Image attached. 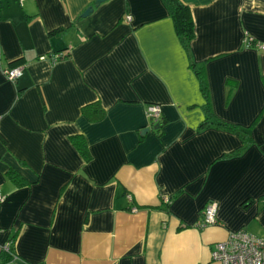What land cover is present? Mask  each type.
I'll return each instance as SVG.
<instances>
[{
    "label": "crops",
    "instance_id": "1",
    "mask_svg": "<svg viewBox=\"0 0 264 264\" xmlns=\"http://www.w3.org/2000/svg\"><path fill=\"white\" fill-rule=\"evenodd\" d=\"M179 1L187 51L162 0L1 1L0 248L16 236L0 264H219L231 232L264 239V0ZM96 102L92 122L81 110ZM208 203L217 223L200 229Z\"/></svg>",
    "mask_w": 264,
    "mask_h": 264
},
{
    "label": "built area",
    "instance_id": "2",
    "mask_svg": "<svg viewBox=\"0 0 264 264\" xmlns=\"http://www.w3.org/2000/svg\"><path fill=\"white\" fill-rule=\"evenodd\" d=\"M130 20V18H127ZM244 46L249 48L253 46V40L246 35L244 37ZM257 48L264 49V45H256ZM65 54H56L52 56L53 61L62 59ZM8 81L14 82L21 75V67H14L2 71ZM147 118L153 123H159L161 118L160 106L150 104L146 108ZM130 200V196H128ZM4 200L0 193V203ZM169 200L164 199V203L168 204ZM136 209H132L135 211ZM217 205L208 203L201 212V220L198 223L200 229L207 226L216 225ZM9 244L0 248V251L7 252ZM213 261L219 264H264V239L253 236L246 231L240 230L231 232L225 241L218 242L213 246L211 253Z\"/></svg>",
    "mask_w": 264,
    "mask_h": 264
},
{
    "label": "trees",
    "instance_id": "3",
    "mask_svg": "<svg viewBox=\"0 0 264 264\" xmlns=\"http://www.w3.org/2000/svg\"><path fill=\"white\" fill-rule=\"evenodd\" d=\"M3 0H0V3ZM165 8L167 9L169 16L173 22L174 30L178 38L181 40L182 45L184 49L187 51L189 43L193 40L194 38V32H193V21L191 18V14L189 11V8L181 3L179 0H162ZM59 54H62L60 52ZM67 55H64L66 57ZM63 57V58H64ZM24 64V59L20 58L17 60H13L8 63L7 68H14V67H20ZM190 66L192 70L194 71L195 75L197 76L198 83H199V88L201 91V94L203 98L207 101L208 103V91H207V86H206V78H205V73L202 68H195L192 63H190ZM81 113L89 120L92 122H97L101 120L104 116V109L101 107L100 103L96 102L91 105L84 106L81 110ZM209 113V109L207 111V114ZM160 122V121H159ZM207 124V123H203ZM214 125L218 128H222L225 130H228L230 132H233L237 134L239 137H241L243 144L247 145L251 143V139L247 137L246 131L240 130L238 127L221 122L216 120L214 122ZM155 131H158L160 129V126L157 125L155 128ZM73 144L75 145L77 151L79 154L85 159L89 160L90 154L86 148V145L83 142V139L78 136H74L71 138ZM0 141L5 144V139L0 135ZM7 175L11 182L15 184L17 187H21L25 185V182L23 179L19 176L17 172L14 170H9L7 172ZM247 202L243 204L246 205ZM167 205V204H166ZM16 236V235H15ZM15 236H13L12 240H10L11 244L8 248L7 254L12 255L14 252V239ZM16 259L15 256L11 258Z\"/></svg>",
    "mask_w": 264,
    "mask_h": 264
},
{
    "label": "water",
    "instance_id": "4",
    "mask_svg": "<svg viewBox=\"0 0 264 264\" xmlns=\"http://www.w3.org/2000/svg\"><path fill=\"white\" fill-rule=\"evenodd\" d=\"M104 1H106V0H96V4H100V3L104 2ZM91 11H92V9H91V8H88V9L85 10V12L82 14V17H86ZM147 131H148V130L143 129V130L141 131V135H144Z\"/></svg>",
    "mask_w": 264,
    "mask_h": 264
},
{
    "label": "rangeland",
    "instance_id": "5",
    "mask_svg": "<svg viewBox=\"0 0 264 264\" xmlns=\"http://www.w3.org/2000/svg\"><path fill=\"white\" fill-rule=\"evenodd\" d=\"M4 201V200H3ZM1 204V203H0Z\"/></svg>",
    "mask_w": 264,
    "mask_h": 264
}]
</instances>
